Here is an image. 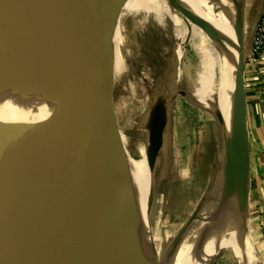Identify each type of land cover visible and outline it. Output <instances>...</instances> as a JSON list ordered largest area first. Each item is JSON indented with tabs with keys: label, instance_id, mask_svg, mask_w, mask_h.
I'll return each instance as SVG.
<instances>
[{
	"label": "water",
	"instance_id": "water-1",
	"mask_svg": "<svg viewBox=\"0 0 264 264\" xmlns=\"http://www.w3.org/2000/svg\"><path fill=\"white\" fill-rule=\"evenodd\" d=\"M228 1L235 10V43L227 39L225 44L234 47L235 70L232 131L225 154L227 174L235 175L238 184H231L229 195L237 189L239 208L244 209L248 165L243 69L250 51L243 45L242 6L237 0ZM96 7L97 0H0V72L31 51L39 58L0 93V264H40L37 254L19 242L44 239L53 241L51 264H63L66 229L71 221L78 223L79 209L94 194L103 174L113 126L106 96L112 62L101 64L99 71L93 47ZM263 9L264 5L251 26L252 38ZM182 10L202 31L198 17ZM82 128L92 137L93 148L56 215L39 225L12 221L26 198L51 181L65 164L70 150L84 138ZM152 194L149 191L144 206L147 222ZM125 243L138 264H158L149 223L145 245L131 234H125Z\"/></svg>",
	"mask_w": 264,
	"mask_h": 264
},
{
	"label": "crops",
	"instance_id": "crops-1",
	"mask_svg": "<svg viewBox=\"0 0 264 264\" xmlns=\"http://www.w3.org/2000/svg\"><path fill=\"white\" fill-rule=\"evenodd\" d=\"M176 1L180 5L169 0L165 4L167 22L176 33L165 46L164 70L153 80L140 128L135 132L144 135L147 197L149 191L153 193L149 225L157 262L174 264L182 243L191 235H200L207 219L217 216V208L227 202L237 216L231 228L234 233L230 232L233 244L218 252L209 264H264V61L255 65L246 57L243 69L248 188L246 206L241 209L239 191L228 192L232 183L238 184L235 175L227 174L225 144L232 131V113L230 109V118L225 119L219 105L221 53L185 15L184 3ZM237 2L242 6L244 49L251 52L250 29L264 0ZM205 59L213 64L211 78ZM113 67L112 63L111 81H115ZM204 76L210 84L206 88L200 85ZM190 115L195 121L188 119ZM206 207L211 213H203ZM253 217L254 223L250 220Z\"/></svg>",
	"mask_w": 264,
	"mask_h": 264
},
{
	"label": "bare ground",
	"instance_id": "bare-ground-1",
	"mask_svg": "<svg viewBox=\"0 0 264 264\" xmlns=\"http://www.w3.org/2000/svg\"><path fill=\"white\" fill-rule=\"evenodd\" d=\"M179 1L184 3L182 7L186 9V12L198 17L202 32L212 39L220 50L223 64V115L225 119L229 120L235 51L234 47L226 46L220 40H225L224 32L229 27L232 35L230 41L235 43L233 5L228 0H221L220 3L212 0ZM116 7L117 0H97L93 47L99 71L102 67L101 64L112 62L113 69H115L116 63L120 61L121 47L115 44L116 23L114 16ZM38 59L36 52L31 51L3 69L0 72V93L6 91L32 69ZM83 125L85 127V123ZM82 129L81 131L85 134L84 138L74 147L75 149L70 150L65 164L51 181L26 198L13 216L12 221L39 225L50 221L56 215L82 163L93 148L92 137L89 134L86 135L87 133ZM143 136L125 133L112 126L105 155V166L103 174L97 182L96 190L79 209L81 213L80 215L79 211L77 213L78 223L73 220L66 229L69 236H67L63 264H117L119 259L116 253L119 252L122 258L121 264H138L127 248L125 234H131L133 240L139 239L144 245L147 243L149 218L147 222L144 206L149 188V169L140 173L137 171V167L133 166L136 176L139 180L141 179V183L137 184L130 181V185L135 188L139 197L137 203L117 181L119 176L129 175L128 163L127 165L124 163L129 162V160L126 161V158L132 148L135 149L134 154L140 156L141 161H144L142 153L144 145L140 146ZM119 201L125 205L129 212L133 213L130 227L125 210ZM231 208V204H227V202L219 206L217 216L209 221L207 219L203 232L200 235L189 236L188 240L182 243L174 264H209L218 252L232 245L233 236L232 234L230 236V232H233L232 223H236L237 216H233ZM209 209L210 207L204 208L203 213H211V209ZM19 243L34 251L40 264H51L52 240H22Z\"/></svg>",
	"mask_w": 264,
	"mask_h": 264
},
{
	"label": "rangeland",
	"instance_id": "rangeland-1",
	"mask_svg": "<svg viewBox=\"0 0 264 264\" xmlns=\"http://www.w3.org/2000/svg\"><path fill=\"white\" fill-rule=\"evenodd\" d=\"M126 1L117 0L120 9L114 16V22L116 23L115 44L121 47V55L120 61L116 63V67L113 70L115 81H111V86L106 91V96L107 113L110 123L122 132L133 134L140 128L139 123L146 109V96L153 88V80L154 78H158L160 72L164 70V61L167 54L165 46L169 44V39L176 33V29L171 26L170 22H167L168 19L165 16V4L167 0ZM144 18H146V21L143 20ZM231 36L228 27L224 32L225 40L228 39L230 41ZM225 40L221 39L220 41L225 44ZM205 60L208 63L207 71L208 73L210 72L208 77L211 78V66L213 64H211L210 60ZM220 68L222 74L221 62ZM200 85L204 88L209 86L208 78L204 76ZM218 90L220 96L219 105L222 112L224 105L223 74ZM202 93H205V89H203ZM196 96L200 98V92ZM188 119L195 121V116L190 115ZM143 139L144 136L140 142V146H145ZM134 153L135 149L132 148L126 158V161L129 160V162L124 163V165L128 163L129 175H125V177L119 176L117 182L137 203L139 197L134 190L135 188L130 185V181L137 184L141 183V179L139 180L138 176H136V170H134L135 167L133 166L135 165L137 171H140V173L147 170V167L145 158H143L144 161H141L142 158ZM142 153L144 157V148ZM136 154H138V151H136ZM119 202L125 210L130 227L133 213L129 212L121 201ZM80 213L81 211H79V215ZM171 215H173V209H171ZM250 220L252 223L255 222L254 217ZM119 254L120 252L116 253L119 259V261L117 259V264H121L122 262Z\"/></svg>",
	"mask_w": 264,
	"mask_h": 264
},
{
	"label": "built area",
	"instance_id": "built-area-1",
	"mask_svg": "<svg viewBox=\"0 0 264 264\" xmlns=\"http://www.w3.org/2000/svg\"><path fill=\"white\" fill-rule=\"evenodd\" d=\"M248 59L255 65L259 64L258 61H264V9L255 27Z\"/></svg>",
	"mask_w": 264,
	"mask_h": 264
}]
</instances>
